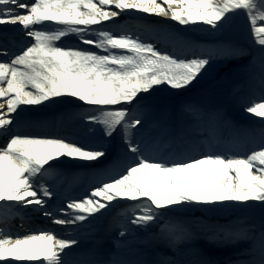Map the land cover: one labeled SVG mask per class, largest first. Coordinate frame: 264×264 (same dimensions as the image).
I'll use <instances>...</instances> for the list:
<instances>
[{
    "label": "snow or ice",
    "instance_id": "obj_1",
    "mask_svg": "<svg viewBox=\"0 0 264 264\" xmlns=\"http://www.w3.org/2000/svg\"><path fill=\"white\" fill-rule=\"evenodd\" d=\"M0 208V264H264V0H0Z\"/></svg>",
    "mask_w": 264,
    "mask_h": 264
},
{
    "label": "bare ground",
    "instance_id": "obj_2",
    "mask_svg": "<svg viewBox=\"0 0 264 264\" xmlns=\"http://www.w3.org/2000/svg\"><path fill=\"white\" fill-rule=\"evenodd\" d=\"M126 17H123L122 19H126V18H130V17H132V16H128V15H125ZM121 19V20H122ZM135 19V18H134ZM137 20H139V23L138 24H144L145 23V21L147 20V18L146 17H142L141 19H137ZM139 26H141V25H139ZM139 30V29H138ZM240 92H241V94H242V96H248V95H250L251 94V90L249 89V88H247V87H242L241 89H240ZM256 95H259V92H258V90L256 91ZM239 108V107H238ZM5 111H6V109H5ZM63 113H65V112H63ZM77 113V116H78V120H80L81 119V117H80V115H79V113L78 112H76ZM59 116H60V114L59 115H57V118H56V121L55 122H57L58 123V121L59 122H61V120H63L64 118H62V116L59 118ZM68 122V121H67ZM56 123V124H57ZM71 126H75V125H71ZM67 202V201H66ZM129 207V205L128 204H121L119 207H117L116 208V211L114 212V213H112V217H114L120 210H123V209H127ZM1 209H5V208H0V210ZM195 209H197V208H194V209H192L191 210V212H195L196 210ZM6 211H5V213L6 214H8L11 210H9V209H5ZM27 212H28V215H27V217H30L32 220H36L37 218H42V217H44L41 213H39V212H35V213H33V212H31V210L29 209V210H26ZM5 215V214H4ZM18 216H20V215H15V217L14 218H18ZM62 218V217H61ZM28 219V218H27ZM29 220V219H28ZM109 220H110V218H109ZM48 230H52L53 231V234L54 235H56L57 236V238L58 239H62V238H67V236H68V234L66 233V231H65V229H61L59 226H57V228L56 229H52V228H49ZM110 248H112V249H115V242H113V246H110Z\"/></svg>",
    "mask_w": 264,
    "mask_h": 264
},
{
    "label": "rangeland",
    "instance_id": "obj_3",
    "mask_svg": "<svg viewBox=\"0 0 264 264\" xmlns=\"http://www.w3.org/2000/svg\"><path fill=\"white\" fill-rule=\"evenodd\" d=\"M124 17H126V16H124ZM135 16H132L131 18H134ZM129 19L128 21H126V22H122L121 24L122 25H124V26H129V27H132L133 29H136V25L137 24H135V23H132V21H133V19ZM137 18V17H136ZM138 18H142V17H138ZM122 20H127V19H122ZM147 23H150L148 20H147ZM140 28V30L139 31H143V28L142 27H139ZM201 35H206V34H201ZM204 41H210V39H205ZM238 113H239V111H237ZM242 114V116H244L246 119H249L250 121H255V122H260V119L259 118H257V117H253L251 114H247V113H241ZM71 120L74 122L75 120H74V116H72L71 115ZM196 211L195 212H191L192 213V215L193 216H195V217H203V218H212L213 216H215V215H217V214H213V213H210V212H208L206 209H200V208H197V209H195ZM122 213V212H121ZM226 215V214H225ZM253 215L255 216V218L256 219H258L259 218V212H258V209L253 213ZM219 222L220 223H224L225 221H224V219H220L219 220ZM18 228H19V230H20V232H21V230H23V229H25V228H21L20 226H21V222L19 221V220H15L14 222H13ZM43 221L42 220H40L39 222H38V225H39V227H42L41 225H43ZM69 234H70V231H69ZM15 238V237H14ZM201 241H203V242H205L206 244H207V246H205L204 248H206L207 249V251L210 249V246H209V243L208 242H206V241H204V240H201ZM87 242V241H86Z\"/></svg>",
    "mask_w": 264,
    "mask_h": 264
}]
</instances>
